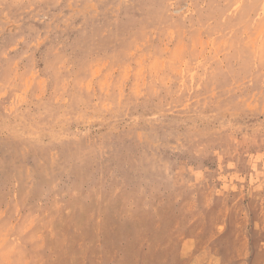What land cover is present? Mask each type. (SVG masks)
<instances>
[{"label": "rangeland", "instance_id": "374dc122", "mask_svg": "<svg viewBox=\"0 0 264 264\" xmlns=\"http://www.w3.org/2000/svg\"><path fill=\"white\" fill-rule=\"evenodd\" d=\"M0 264H264V0H0Z\"/></svg>", "mask_w": 264, "mask_h": 264}]
</instances>
